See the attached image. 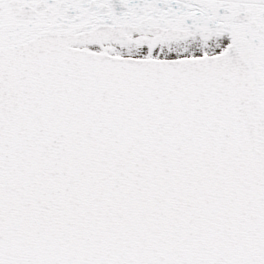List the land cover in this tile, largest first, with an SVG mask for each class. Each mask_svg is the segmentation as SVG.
I'll list each match as a JSON object with an SVG mask.
<instances>
[{"label":"snow or ice","instance_id":"obj_1","mask_svg":"<svg viewBox=\"0 0 264 264\" xmlns=\"http://www.w3.org/2000/svg\"><path fill=\"white\" fill-rule=\"evenodd\" d=\"M0 264H264V0H0Z\"/></svg>","mask_w":264,"mask_h":264}]
</instances>
